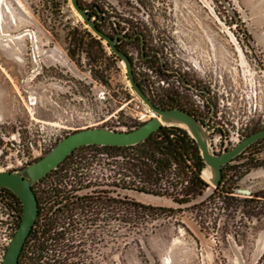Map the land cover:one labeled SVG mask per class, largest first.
<instances>
[{
  "label": "rangeland",
  "instance_id": "rangeland-1",
  "mask_svg": "<svg viewBox=\"0 0 264 264\" xmlns=\"http://www.w3.org/2000/svg\"><path fill=\"white\" fill-rule=\"evenodd\" d=\"M80 2L108 14L103 29L110 35L112 17L130 22L132 34H145L147 56L161 53L167 69L205 91H189L178 77L160 72V58L141 59L140 43L123 46L151 100L165 105L172 103L170 95L174 104L208 121L216 154L264 129V0ZM77 25L89 30L70 0H0V171L24 169L77 130L131 131L153 118L120 61L100 58L83 35L80 44L69 45ZM130 158L131 152L86 148L43 183L46 199L89 181L96 193L105 186L104 211L97 200L72 208V222L66 223L78 232L70 227L64 243L70 247L68 264H264V141L226 171L225 188L235 192L230 197L217 193L208 200L214 192L209 188L179 206L168 197L121 189V199L176 210L158 218L127 216L128 208L112 201L119 182L143 186ZM8 205L15 214L6 221L0 211V264L22 217L15 200Z\"/></svg>",
  "mask_w": 264,
  "mask_h": 264
},
{
  "label": "trees",
  "instance_id": "trees-1",
  "mask_svg": "<svg viewBox=\"0 0 264 264\" xmlns=\"http://www.w3.org/2000/svg\"><path fill=\"white\" fill-rule=\"evenodd\" d=\"M81 6L83 7L82 4ZM93 6H97L100 10V13H98L97 10H93V12H91L89 15L91 19H94L97 23V28L100 31L105 32L103 25L107 20L108 14L105 13L99 5H92L90 8ZM110 21L112 24V30L115 34L113 36L107 33L108 35L116 38L117 35L124 34V37L119 39V50L123 52L122 48L124 45H135L140 43L141 59L151 62L154 58H160L158 54L161 53L159 52H155L153 55H146V36L142 32L132 34V24L130 22L123 21L119 17H112ZM79 35H83L88 38L91 47L96 49V53L98 56H100V58L120 61V59L114 54L109 55V52L107 51L102 40H99L98 37L94 36V34L88 29H83L78 25L72 27V30L68 34L67 39L69 45L76 46L80 44L81 41L78 39ZM245 35L248 36L246 32ZM124 40L126 42L123 43ZM87 56L89 59H92L90 52L87 53ZM129 58L132 61L131 57ZM164 67L165 63L164 65L161 63L160 72L165 73L166 67L165 69ZM139 85L141 86V84ZM152 102L159 108H169L166 104H159L154 100H152ZM257 144L259 143L254 145ZM94 147L97 146H89L78 149L59 167L58 170H60L67 163V161L72 159L76 152L86 148ZM101 148L106 151L111 150L119 153L131 152V158L129 161L132 162H130L129 165L130 167L133 166L136 170H138L137 178L143 182V186L140 189L134 186L121 185V189L123 190H136L148 195L168 197L175 204L184 206L191 204L199 197H202L204 193L210 188V185H208L207 182L202 178V171L205 168V164L200 155L199 147L196 142L188 135V133L180 128L163 127L158 132L153 134L147 141L137 146L125 148ZM229 168L230 165H227L223 168V180L221 185L214 190L213 194L208 200H210L217 193H220V195H223L225 198L230 197L235 193L230 186L225 188L227 186L226 171H228ZM58 170L54 172H57ZM33 189L39 202V216L35 227L24 246L19 264H21L24 255L26 264H68L70 247L69 245L64 244L67 241V229H65V226L67 225V215L65 214L69 212V216L67 218H70L74 213V209H72L74 205H85L84 208H88L87 205L90 206V202L88 199H81L79 201H74L72 205L68 206L65 204L60 206L62 204L61 196L55 195L46 199L45 197H39L37 194L36 185L33 187ZM0 193H6L11 199L15 200L21 208V215H23L22 203L12 192L6 189H0ZM256 198L258 197L256 196ZM42 200L45 201V205L43 204ZM112 201L115 203H120L125 206V208H128L125 213L127 216L158 218L172 215L176 211L171 208L166 209L153 207L151 205H144L127 197L122 198L119 202L115 201L114 199H112ZM252 201H254V198L250 200V202ZM47 205H49V209L46 207ZM46 209L48 210V213L44 216V222L41 226L42 230L38 232L37 227L39 225L40 218L43 215V212L47 211Z\"/></svg>",
  "mask_w": 264,
  "mask_h": 264
},
{
  "label": "water",
  "instance_id": "water-1",
  "mask_svg": "<svg viewBox=\"0 0 264 264\" xmlns=\"http://www.w3.org/2000/svg\"><path fill=\"white\" fill-rule=\"evenodd\" d=\"M70 4L94 36L102 40L104 44H107L112 54L120 59V62L125 66L128 81L134 93L156 117L132 131H119L98 127L77 130L63 138L46 156L24 169L18 172L0 171V189L12 192L21 201L23 206V215L19 228L7 248L3 264H19L24 246L37 222L39 202L33 187L52 172L58 170L80 148L89 146L133 147L144 143L163 127L180 128L186 131L198 145L200 155L205 164L202 178L210 185V188L215 190L221 185L223 180V168L231 164L252 145L264 140L263 129L242 140L233 149L225 151L222 154H216L210 138L213 130L210 129L208 121L202 123L195 116L180 109L159 108L146 95L136 81L132 61L128 55L118 48L119 39L124 37V34H119L116 38H113L107 33L100 31L97 28L95 20L91 19L89 14L93 10H97L100 13L98 7L93 6L90 9H86L81 6L79 0H70ZM158 55L164 65L161 54ZM165 71L171 72L167 69Z\"/></svg>",
  "mask_w": 264,
  "mask_h": 264
},
{
  "label": "flooded vegetation",
  "instance_id": "flooded-vegetation-1",
  "mask_svg": "<svg viewBox=\"0 0 264 264\" xmlns=\"http://www.w3.org/2000/svg\"><path fill=\"white\" fill-rule=\"evenodd\" d=\"M124 42H126L125 40L123 41V43ZM150 59H153V58H150ZM167 69V68H166ZM167 70H169V69H167ZM169 71H171V70H169ZM165 73L168 75V76H172V77H178L179 79H180V82H181V85L183 86V87H185L186 89H188L189 91H194V92H196V93H199V94H201V95H206L205 94V91L203 90V89H201V88H198V87H196L194 84H192V83H190L189 81H187L186 79H185V77L183 76V75H177V74H174V73H172V72H168V71H165ZM185 82H184V81ZM169 87H170V85H168ZM194 88H196L197 89V91L194 89ZM167 99H168V101H171L172 103H167L166 105L169 107L168 109H180V110H183V111H185V112H188V113H190L191 115H193V116H195L199 121H201L199 118H198V116L196 115V114H194L192 111H190V110H188V109H186V108H183V107H181V106H179V105H177V104H174L175 102H178V101H176L177 99H173L170 95H168V97H167ZM207 107H208V109H209V111H210V114L212 113V114H214L215 113V106H214V104L211 102V100L209 99V101H207V105H206ZM202 123H205L206 122V120L205 121H201ZM256 133V132H255ZM254 134V133H253ZM252 135V134H251ZM250 135V136H251ZM264 140H261L260 142H258L259 144L261 143V142H263ZM258 145V144H257ZM255 146V145H254ZM252 147H253V145L250 147V148H248L249 150L250 149H252ZM247 149V150H248ZM246 150V151H247ZM244 152L241 156H239L238 158H236L231 164H229L230 166L233 164V163H241L242 162V159L244 158V156H245V154L248 152ZM243 157V158H242ZM52 174L53 173H51L48 177H46L45 179H43L42 181H40L39 182V187H37L36 189H37V194L39 195V197H43V194H44V191H45V189H43L44 187V185H43V183L45 182V180H47L49 177H51L52 176ZM87 184H89V185H87V186H85V187H83L82 185H78L77 186V188L75 189V190H71V191H67L66 193H65V195H62L61 196V200H62V204L60 205V206H63V205H65V204H67L68 206L69 205H72V203L74 202V201H79V200H81V199H88L89 200V202H90V205H93V203L97 200L98 201V203H100L101 204V207H102V209H101V211H104V205H105V201H106V195H107V193H106V191H105V186H104V184H102V185H99V191L96 193V186L95 185H91V183H90V181H89V183H87ZM82 190H84L86 193L85 194H83V195H77V194H79V192H81ZM115 190H117L119 193V195H118V199H114L115 201H117V202H119L120 200H121V185H120V182L116 185L115 184ZM59 206V207H60ZM47 210V209H46ZM48 213V210L47 211H44L43 212V215L41 216V218H40V221H39V225H38V227H37V231L39 232V231H41L42 230V228H41V226H42V224H43V222H44V216L46 215ZM69 214V212L68 213H66L65 215H67V217L69 216L68 215ZM66 217V221H71L70 220V218H67ZM72 222V221H71ZM74 222V221H73ZM77 223H75V225H76ZM68 226V229H67V234H66V237L69 235L68 234V232L69 231H71V229H70V227L72 228V230H74V234L76 235V233L78 232V229H77V227L76 226H72L70 223L67 225ZM86 228H88V226L86 225ZM85 228V229H86ZM84 229V228H83ZM84 232V231H83ZM86 238L88 239V234L86 235ZM85 242H88V240H86ZM85 250V249H84ZM21 264H26V260H25V255H24V258L22 259V262H21Z\"/></svg>",
  "mask_w": 264,
  "mask_h": 264
},
{
  "label": "built area",
  "instance_id": "built-area-1",
  "mask_svg": "<svg viewBox=\"0 0 264 264\" xmlns=\"http://www.w3.org/2000/svg\"><path fill=\"white\" fill-rule=\"evenodd\" d=\"M39 183L36 184V186L38 187ZM3 196L1 197L0 201L3 205V207H5L4 209H0V211H5L6 212V221H8V219L11 217V216H14V211H15V207H11L8 205V202L10 201V197L6 194V193H2ZM3 220V218H1Z\"/></svg>",
  "mask_w": 264,
  "mask_h": 264
},
{
  "label": "bare ground",
  "instance_id": "bare-ground-1",
  "mask_svg": "<svg viewBox=\"0 0 264 264\" xmlns=\"http://www.w3.org/2000/svg\"><path fill=\"white\" fill-rule=\"evenodd\" d=\"M151 117H153V118H154V117H156V116H155V114H154V113H151ZM151 117H150V118H151Z\"/></svg>",
  "mask_w": 264,
  "mask_h": 264
}]
</instances>
